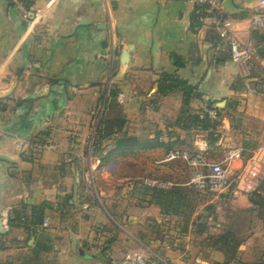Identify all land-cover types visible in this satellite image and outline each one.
<instances>
[{
	"label": "crops",
	"instance_id": "0c3cea01",
	"mask_svg": "<svg viewBox=\"0 0 264 264\" xmlns=\"http://www.w3.org/2000/svg\"><path fill=\"white\" fill-rule=\"evenodd\" d=\"M259 1L233 0L229 8L224 0L220 8L237 37L256 47L253 60L236 63L217 31L201 23V6L189 0H33L30 20L22 2L0 0V93L7 94L0 96V138L2 151L18 158L0 159V264H110L105 251L119 257L134 250L171 264H264L258 241L264 224L254 205L240 217L250 237L232 257L183 228L194 222L183 207L186 192L212 195L219 213L225 201L245 205L238 188L200 191L189 182L186 164L188 179L177 180L182 171L161 162L167 141L204 151L211 141L225 153L241 145L247 163L264 144V28L250 23ZM193 18L199 24L194 29ZM130 45L129 62L122 65ZM163 74L185 81L200 96L184 105L179 87L158 92ZM101 102L127 119V136H140L133 128L140 114L155 117L148 138L156 140L148 142L156 147L116 149L109 161L138 150L151 156L144 176L167 183L165 209L153 196L138 205L144 195L136 189L126 199L132 177L120 165L114 173L94 168L86 145ZM189 107L201 117L217 109L219 124L203 129L187 118ZM20 141L28 142L23 151ZM88 173L103 195L98 201ZM31 206L43 211L37 224L48 219L40 233L31 225ZM19 214L30 218L16 221ZM199 216L201 223L209 219L203 211Z\"/></svg>",
	"mask_w": 264,
	"mask_h": 264
},
{
	"label": "rangeland",
	"instance_id": "374dc122",
	"mask_svg": "<svg viewBox=\"0 0 264 264\" xmlns=\"http://www.w3.org/2000/svg\"><path fill=\"white\" fill-rule=\"evenodd\" d=\"M104 96L102 97V99ZM107 100V99H106ZM152 99H150L151 101ZM190 108V107H189ZM183 109V108H182ZM181 111V110H180ZM205 113V112H204ZM194 114L199 113H193V108H190L187 113V118L191 122H197V120H194L195 117ZM121 112L117 111L116 109L112 111L107 110V105L105 102H101V105L99 106L98 110L95 112L93 117V127L94 131L93 134L90 137L89 142L87 143V153L89 152L88 146L90 144V141L92 140V136H94V149L91 153V155L88 153L89 156H92L96 160V165L94 168L97 167V170L101 171V173L104 171V169L108 168L112 173L115 172V170L120 165V168H123L129 175L127 174L126 177H132L131 182L133 185H129V189L126 191V199L130 198L128 195L132 192V190H137L139 194L144 195L141 198H137L136 203L138 205H141L142 202H146V198L153 195L154 189H162L164 188L160 187H151L154 188L153 190L145 189L148 185H146L144 182L145 180V171L147 167L149 166V160L151 156L146 155L142 153L141 151L137 152H131L129 154H125L122 156V158L117 161L115 159L114 162L109 161V157L111 156L113 152L116 151V140L118 137H123L124 133L126 135L128 134V130L126 129L124 131V128L118 129L117 127V120H120L121 118ZM204 116V114H203ZM134 121V120H133ZM137 121V122H135ZM133 123V128L135 131H140V136L138 137L141 142L145 143L148 141H155L156 139L149 140L148 136H154V127L152 128V131H150V127L155 124L156 120L153 115H146V113L140 114ZM209 121V120H208ZM201 125H204L205 122H200ZM156 130V129H155ZM210 133V132H209ZM212 138V135H211ZM211 140V139H210ZM214 143L210 141V148L207 149L206 153L208 154L209 158H211L214 161H219L223 158L225 155V152H219L215 150ZM164 150L161 151L163 156L161 157V160L166 157L167 152L170 149L174 148H180L183 145H175L173 143H169L168 141L164 144ZM155 158V157H154ZM247 159L244 157L242 161H237L236 165L238 164V171L239 177L233 178L231 182V187L238 188L242 194H244L243 200L245 201V205H243L241 202L237 201V203L228 201H225V203H221V211L217 213L215 199L212 195L208 193H198V192H186L185 196L187 197V200L184 202V206L186 205V209L190 214V219L193 218L194 222L189 221L188 223L183 224V228L185 227L187 230L193 232L195 235H199V237H203L206 241H208L209 245L216 247L221 250H230L231 252L236 253V250H242V246L244 245L245 241L248 239L249 236V230L247 228L246 222H240L242 217H245L246 215L250 214V208L252 205V197L251 194L253 192H256L255 190H245V187L243 183L248 182L247 180H244V173L246 171V168L248 167V163L246 162ZM170 163V164H167ZM166 164L169 165V167H172L173 170L182 171L181 176H175L177 180H187L189 177V172L187 169V166L185 163L180 160L176 159L173 161H168ZM154 164V162H153ZM165 164V163H164ZM112 167V169H111ZM98 175H100L98 173ZM88 180L87 183L91 184V190H93V194L97 195L96 189H95V176L94 174H87ZM86 176V177H87ZM126 182L128 183V180ZM244 180V181H243ZM173 181V180H172ZM175 181V180H174ZM257 184L256 188H262V194L264 196V174L262 173L260 177L255 181ZM100 194V199L103 198V195ZM97 201L99 200V197L96 196ZM254 200H256L259 204H256L255 212L262 220V224H264V197L254 195ZM177 208L180 207L179 204L175 205ZM141 207V206H140ZM158 207V206H157ZM160 207V206H159ZM162 207H160L161 209ZM236 208V209H234ZM142 209V207H141ZM204 212L209 219L207 222L200 221L201 217L199 216L201 212ZM152 210L150 209L149 213H151ZM221 215V219L218 220V216ZM236 216V218H233ZM230 217L231 220H227V218ZM241 217V218H240ZM199 219L198 222H195L196 219ZM233 218V219H232ZM238 221V222H236ZM216 222H220V227L216 226ZM202 228L199 230V228ZM162 231H165L164 228L161 229ZM198 230L200 232H198ZM217 240L218 243L214 244V241ZM258 241L264 244V233L261 235H258ZM232 253V254H233Z\"/></svg>",
	"mask_w": 264,
	"mask_h": 264
},
{
	"label": "built area",
	"instance_id": "2783aa9c",
	"mask_svg": "<svg viewBox=\"0 0 264 264\" xmlns=\"http://www.w3.org/2000/svg\"><path fill=\"white\" fill-rule=\"evenodd\" d=\"M201 6V23L215 29L219 39L228 48L230 58L236 63L249 62L255 58L256 47L252 39L246 41L241 40L234 33L231 23L220 14V8L224 0H189ZM250 23L255 28H264V0H260L254 12L250 16ZM122 100V95H119ZM208 117L211 120L219 119V112L213 108L208 111ZM28 147V142H18V149L24 150ZM44 145H37L36 148H44ZM94 149V136L88 146L89 154L91 155ZM92 157V156H90ZM243 158V147L238 145L228 150L223 158L219 161H214L209 158L204 150L191 149L180 147L170 149L166 157L161 162L173 161L176 159L182 160L192 171L190 183L200 191H209L222 193L231 188L233 178L239 177L237 173L238 167H235L237 161ZM248 167L244 173L243 183L246 190H256L257 184L255 181L264 174V144L257 147L254 155L248 161ZM88 180V176L86 177ZM243 180V181H244ZM145 183L149 186L164 188L167 183L160 180L145 178ZM100 200V195L97 194ZM84 204V207H87ZM48 227V219L45 218L41 224L34 227L35 232L40 233ZM105 256L109 258L110 264H171L163 259L148 258L142 252L131 251L126 252L122 256H114L110 251H105Z\"/></svg>",
	"mask_w": 264,
	"mask_h": 264
},
{
	"label": "trees",
	"instance_id": "16d2710c",
	"mask_svg": "<svg viewBox=\"0 0 264 264\" xmlns=\"http://www.w3.org/2000/svg\"><path fill=\"white\" fill-rule=\"evenodd\" d=\"M19 1L23 3L25 9L28 12L31 11L33 0H19ZM196 26H199V24L196 22V19L193 18L192 28L194 29ZM218 63L219 62H217V64ZM168 79L171 80L172 83L165 84ZM176 87H179L184 93V100H183L184 105H188L189 102L191 101V99L200 96L198 93L194 94L193 93V89L194 88L189 86L185 81L178 80L176 78H171L168 74H163V76H162V78L160 80L158 92H163L166 89L172 91L173 89H177ZM193 117H195L194 120H197L199 122H205L206 121V123L204 125L200 124L203 129H209V128L215 127L217 124H219L218 120L212 121L208 117V113L207 112H205L204 116H202V117L200 115H198V114H194ZM126 122H127V119L124 118V117L120 118V120H117L116 123H117L118 129L122 130L124 128V125H125ZM212 134L213 133L210 132L208 135L211 137ZM212 139H213V137H212ZM156 145H157V143H154V142H145V143H143V142H141V140L138 137L127 136L126 133H124L123 137L117 138L115 149H129V148L130 149H133V148L145 149V148L156 147ZM255 191L256 192H253L251 194V197H252V201L251 202H252V204H254V206L256 204H259L256 200H254V195H258V196L264 197L263 194H262V188H258ZM152 196L154 197V199H156V203L160 204L164 209L166 208L165 201H163L164 198H165L164 190H162V189H154V192H153ZM30 209H31V218L30 217L26 218L25 216H22V215L19 214L14 219L16 221H26L28 218H30V219L34 220V222L31 223L32 227L34 225L36 226L37 223L40 222L42 220V218H43V211H41L40 208L37 207V206H31ZM217 243H218V241L215 240L214 244H217ZM227 252L229 254V257H232L234 255V253H235V251L233 253L230 250H227Z\"/></svg>",
	"mask_w": 264,
	"mask_h": 264
},
{
	"label": "water",
	"instance_id": "95a60500",
	"mask_svg": "<svg viewBox=\"0 0 264 264\" xmlns=\"http://www.w3.org/2000/svg\"><path fill=\"white\" fill-rule=\"evenodd\" d=\"M233 0H225L224 2V5L226 7H229V8H233V3H232ZM35 17V13L34 11H30L29 12V20L30 19H33ZM161 19V17H160ZM204 31H201V34H203ZM133 50V46L130 45L128 46L127 49H124L123 52H122V55L120 57V62L122 65H126L128 62H129V56H130V52ZM157 51H158V43L156 40H154V44H153V48H152V53L154 55V61H156V56H157ZM7 94H1L0 93V96H6ZM146 106H147V103L145 102L142 106V110H145L146 109ZM3 141L2 138H0V159L1 160H6V161H9L11 163H17L18 162V158L16 156H13L7 152H4L2 151V145H3ZM10 173L11 174H17V169L16 168H12L10 170ZM73 244L76 245V239L73 240Z\"/></svg>",
	"mask_w": 264,
	"mask_h": 264
}]
</instances>
